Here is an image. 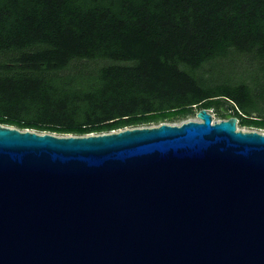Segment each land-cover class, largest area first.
I'll return each instance as SVG.
<instances>
[{"label": "water", "instance_id": "95a60500", "mask_svg": "<svg viewBox=\"0 0 264 264\" xmlns=\"http://www.w3.org/2000/svg\"><path fill=\"white\" fill-rule=\"evenodd\" d=\"M0 123V264H264V131Z\"/></svg>", "mask_w": 264, "mask_h": 264}, {"label": "trees", "instance_id": "16d2710c", "mask_svg": "<svg viewBox=\"0 0 264 264\" xmlns=\"http://www.w3.org/2000/svg\"><path fill=\"white\" fill-rule=\"evenodd\" d=\"M224 105L264 129V0H0L2 124L86 135Z\"/></svg>", "mask_w": 264, "mask_h": 264}, {"label": "rangeland", "instance_id": "374dc122", "mask_svg": "<svg viewBox=\"0 0 264 264\" xmlns=\"http://www.w3.org/2000/svg\"><path fill=\"white\" fill-rule=\"evenodd\" d=\"M195 110L197 112L199 110V108L195 107ZM209 111H210V113H212L214 121L227 119V118L230 117L231 112H233V110H230L227 105L221 106L219 108H210ZM196 112H195V114L191 115L190 117H188V118H186L184 120L197 119ZM253 115H254L253 118H256V119L258 118V119L264 120V118L259 117V116H264V115H261L259 112L255 111V112H253ZM184 120L176 121V122H169V123H180V122H182ZM240 120L241 119H238V128H240L242 130H260V131H264L263 128L245 126L242 123H240L241 122ZM9 126L16 127L14 125H9ZM25 129H29V128H25ZM30 130H35V131L41 132V131L36 130V129H30ZM52 133L58 134V135H68V134H59L57 132H52Z\"/></svg>", "mask_w": 264, "mask_h": 264}]
</instances>
